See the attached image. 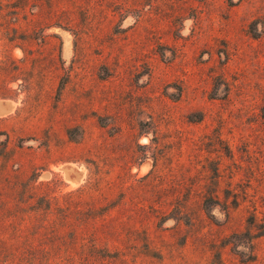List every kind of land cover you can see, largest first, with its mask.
Here are the masks:
<instances>
[{
  "label": "rangeland",
  "instance_id": "obj_1",
  "mask_svg": "<svg viewBox=\"0 0 264 264\" xmlns=\"http://www.w3.org/2000/svg\"><path fill=\"white\" fill-rule=\"evenodd\" d=\"M94 176L113 210L66 228L109 251L27 224L0 264H264V0H0V200Z\"/></svg>",
  "mask_w": 264,
  "mask_h": 264
},
{
  "label": "trees",
  "instance_id": "obj_2",
  "mask_svg": "<svg viewBox=\"0 0 264 264\" xmlns=\"http://www.w3.org/2000/svg\"><path fill=\"white\" fill-rule=\"evenodd\" d=\"M5 180L13 189L15 184L17 189H14L12 195L0 200V236H3L0 249H7V239L14 238L11 234L25 233V226L32 224L33 227L26 233L51 242L52 252H49L52 256L51 262H63L72 253L82 259L87 250L89 255H98L99 250L109 251L108 247H98L96 240L93 241L94 243L91 241V244L80 241L79 233L73 227L66 228V226L85 224L86 215L108 216L115 205L100 202L113 196L114 184L102 186L99 178L94 176L87 184L74 191L60 197H48L39 195L36 186L30 182H14L9 177ZM254 210V215L257 217L258 207ZM114 247L116 253L121 255L119 248Z\"/></svg>",
  "mask_w": 264,
  "mask_h": 264
},
{
  "label": "water",
  "instance_id": "obj_3",
  "mask_svg": "<svg viewBox=\"0 0 264 264\" xmlns=\"http://www.w3.org/2000/svg\"><path fill=\"white\" fill-rule=\"evenodd\" d=\"M75 172H76V175H77V174H79V172H78V171H76V170H75Z\"/></svg>",
  "mask_w": 264,
  "mask_h": 264
}]
</instances>
